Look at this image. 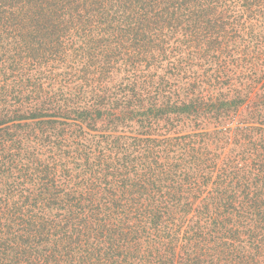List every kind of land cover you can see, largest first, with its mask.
I'll return each instance as SVG.
<instances>
[{"label": "trees", "instance_id": "obj_1", "mask_svg": "<svg viewBox=\"0 0 264 264\" xmlns=\"http://www.w3.org/2000/svg\"><path fill=\"white\" fill-rule=\"evenodd\" d=\"M0 264H264V0H0Z\"/></svg>", "mask_w": 264, "mask_h": 264}]
</instances>
